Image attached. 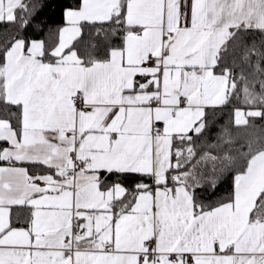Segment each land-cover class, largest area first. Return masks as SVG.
<instances>
[{"label": "snow or ice", "instance_id": "snow-or-ice-1", "mask_svg": "<svg viewBox=\"0 0 264 264\" xmlns=\"http://www.w3.org/2000/svg\"><path fill=\"white\" fill-rule=\"evenodd\" d=\"M48 6L0 0V264H264V0Z\"/></svg>", "mask_w": 264, "mask_h": 264}, {"label": "trees", "instance_id": "trees-1", "mask_svg": "<svg viewBox=\"0 0 264 264\" xmlns=\"http://www.w3.org/2000/svg\"><path fill=\"white\" fill-rule=\"evenodd\" d=\"M67 3L68 0H48L49 6L45 8L41 18L47 20L53 26L59 25L62 20V8Z\"/></svg>", "mask_w": 264, "mask_h": 264}]
</instances>
